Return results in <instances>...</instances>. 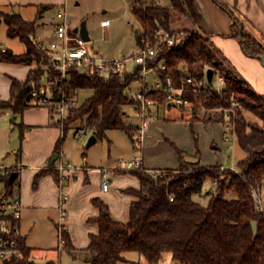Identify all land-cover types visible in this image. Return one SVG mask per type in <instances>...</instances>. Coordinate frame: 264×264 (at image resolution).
I'll return each instance as SVG.
<instances>
[{
	"label": "trees",
	"instance_id": "1",
	"mask_svg": "<svg viewBox=\"0 0 264 264\" xmlns=\"http://www.w3.org/2000/svg\"><path fill=\"white\" fill-rule=\"evenodd\" d=\"M170 2L171 5L166 7L156 0L132 1L130 11L140 25L135 31L138 50L154 44L160 30H170V25L184 15L180 0ZM50 8L44 7L39 16ZM1 16L7 25L8 36L18 37L27 50L19 55L0 51V60L32 66L25 79H10V97L7 101L0 100L1 108H8L15 116H20L27 108L39 106L32 102V93L41 88L44 76L54 73L50 57L35 42L36 21H25L19 14L12 13L0 15V22ZM232 28L234 36L241 37L247 54L264 56V47L244 30L241 22L237 21ZM186 32V37L176 45L157 48L156 61H164L167 66L160 76L163 80L171 77L176 86L181 84L184 75L193 77L199 90L193 91L194 85H187L189 90L184 93L193 118L200 108L230 110L233 132L244 153L237 163V172L221 169V165L200 167L183 160L179 169H165V173L157 176L140 169L129 171L140 182L138 191H129L137 197L131 203L129 221L126 224L114 221L107 206L99 199H93V204L100 209L96 219L99 233L91 236L89 245L79 256L68 233L63 231L64 250L74 258L80 257L89 264H118L125 260V252H137L149 264H157L163 253L169 252L178 264H264V216L254 211L251 196V190L261 187L264 182V99L227 64L207 37L195 30ZM33 63L37 66L33 67ZM208 69L222 75L224 87L216 89L208 83ZM139 81L138 67L132 71L127 68L122 73L111 72L107 76L87 75L72 68L69 85L62 90L66 94L77 90L92 91L73 111L72 118L83 121L92 130V136L103 139L107 131L121 130L133 140V127L126 121L125 108L134 107L131 86ZM150 96L164 103L162 94ZM238 105L262 123L247 121ZM49 113L51 115L50 109ZM51 125L62 132L55 146L58 154L69 127H60L53 122ZM19 127L21 132L27 128L20 123ZM178 154L181 159L184 157L181 151ZM39 177L40 174L35 176L34 185ZM207 180L216 183V189L208 203L202 205L194 196L202 193ZM13 183L7 184L9 192H12ZM228 193L234 196L226 198ZM252 221L257 222L256 235L252 231ZM19 246L24 258L2 264H41L30 257L33 249L25 245L23 238L19 240ZM42 264L57 263L50 260Z\"/></svg>",
	"mask_w": 264,
	"mask_h": 264
},
{
	"label": "crops",
	"instance_id": "2",
	"mask_svg": "<svg viewBox=\"0 0 264 264\" xmlns=\"http://www.w3.org/2000/svg\"><path fill=\"white\" fill-rule=\"evenodd\" d=\"M67 1L0 0V10L11 8L25 21H40V25L44 27L43 33H46L47 24L43 21L46 15L59 6H66ZM180 1L184 8V15L170 25V30H195L203 34L211 41L214 48L221 54L227 64L253 91L264 99V64L261 62L259 56L254 57L245 52L242 41H240L239 37L234 36L232 28L233 24L237 21L241 22L244 30L264 47V0ZM170 5L171 2L169 0L166 7ZM47 6L51 8L45 9L39 16V12ZM29 10L35 14L33 18L27 14ZM37 16H39L38 19ZM56 22V19L54 20L53 18L50 23L51 40L54 38L53 32ZM109 26L110 24L106 27H101L106 29ZM0 27H2V30H0V51H9L15 55L25 53L27 50L26 45L18 37L8 36L7 25L3 19L0 22ZM42 36L44 37V34ZM30 68L32 66L0 60V100L7 101L10 97V79H25ZM155 78V75L150 74L148 82L151 83ZM187 107H176L167 103L156 107L157 119L152 124L146 126L145 133L156 130V125L162 126L164 129L166 125L170 124L169 121L184 124L191 130L196 124H205L206 126H213L215 124L219 126L221 132L223 131V135L226 133L224 124L221 121L208 122V120L190 119V114L186 110ZM174 111L179 113H175ZM3 115H5V120H3V123L0 122V126L3 125V130L0 132L2 139L0 162L6 163L11 154H14L15 164L13 166L19 167V169L17 170L18 176L15 183H13L12 191L18 194L22 203V238L26 246L35 250L36 248L28 240L33 242L32 235L41 218L46 219L52 233L55 234L54 231H56L58 236L56 217H58L59 172L49 167V164L52 157L57 154L55 153V146L62 132L59 127L51 125L52 120L49 109L44 106L29 107L20 116H15L8 108L0 107V118ZM128 117L129 115L127 114ZM11 118L12 120H10ZM19 123L27 128L22 132L20 131L22 141L19 143L17 149V139L13 143L10 140V129L12 128L13 131L19 128L21 130ZM233 138L235 139L234 143L236 142L235 144L233 143V148H239L236 137ZM165 140L172 146L170 138H165ZM146 143H149L147 134L144 140L143 162L145 168L148 170H177L181 165V160L198 164L200 167L227 166L220 162L219 158L213 161L214 165H212L213 162L207 164L210 162H205L207 158H203L199 151L180 149L179 147L177 148L180 150L177 149L176 151L173 146L169 147L167 143L149 148L146 153ZM213 143L215 144L213 149L221 154L219 146L215 141ZM162 147L167 150L168 157L161 155L160 150ZM153 151H155V156L152 153ZM178 151H181L183 155L196 157L197 161L189 162L184 157L181 159ZM149 152L151 153L150 155H148ZM65 162L67 161L65 160ZM118 166L109 169L110 172L107 174L109 189L106 192L101 190L100 180L102 176L94 170L96 169L95 167L92 168L86 164L82 168L69 169L65 172L67 179L62 182V189L69 195V204L67 205L68 218L65 230L78 256L89 245L91 236L99 233V224L96 219L100 215V209L93 204V199H99L107 206L109 215L114 221L124 224L129 221L131 203L137 200V197L129 191H138L140 189V182L136 176L132 175L129 171L119 169ZM38 174H40V177L34 185L35 176ZM52 250L57 252L59 248H53ZM66 253L74 261L89 264L80 257L74 258L67 251ZM123 257L125 260L118 264H149L144 256L137 252H125ZM50 260L55 261L54 259H44L39 263L42 264ZM157 264L178 263L173 261L171 253L165 252Z\"/></svg>",
	"mask_w": 264,
	"mask_h": 264
},
{
	"label": "rangeland",
	"instance_id": "3",
	"mask_svg": "<svg viewBox=\"0 0 264 264\" xmlns=\"http://www.w3.org/2000/svg\"><path fill=\"white\" fill-rule=\"evenodd\" d=\"M132 1L133 0H68L66 4V11L73 28L78 27L82 22H85L90 39L87 43L90 50L104 55L107 59H123L135 54L138 50L135 31L140 29V25L130 11V4ZM156 1L162 6H168L169 3V0ZM12 13H16V11L11 8L0 10V15ZM27 14L32 18L35 16L31 10H29ZM1 18H3V16H1ZM53 18L54 20L56 18V9L50 11L46 15L45 20H43L47 24L46 33H43L44 27L40 25V21L35 22L36 35L34 39L37 47L46 55H48L46 46L51 41L50 23ZM104 19H108L110 21V26L106 29L101 27V21ZM0 30H2V27H0ZM43 34L44 37L42 36ZM36 66L37 64L33 63V67ZM128 69L132 71L134 67L131 64H128ZM44 70L46 73H50L48 68H44ZM52 72L54 75L49 74L50 77L55 76V78L58 79V76H56L57 74L54 71ZM47 77L48 76H44L42 81L45 82ZM212 85L216 89H221L216 80L212 81ZM139 87V83L135 82L132 84L131 89L134 92L138 90ZM52 90L57 92L49 96L50 98L45 101V105L50 109L51 120L53 123L69 127L60 150L68 163L76 168H82L87 164L92 168L95 167L109 170L118 166V163L121 161H130L134 159L136 155L134 142L124 131L121 130H109L106 132L105 138L97 139L93 145L87 147V142L92 136V130L88 128L83 121H75L72 120V118L74 115L73 111L82 105L83 100L89 97L92 94V91L77 90L64 95L65 99L68 101H75L76 104L72 106L70 111L65 113L64 116H60L58 115V105L56 102L57 99L62 96L61 92L63 90L61 87H58V85H55ZM238 108L241 110L247 121L257 122L259 124L262 123L261 120L248 110L244 109L240 105H238ZM186 110H188L190 119H192L194 115L192 114L190 105ZM174 112L179 113L177 111ZM133 113V106H127L126 114H128L129 117L126 121L131 124L132 127L138 124V121L133 117ZM228 113H230V110ZM223 115L224 111L222 110L207 111L200 108L195 117L199 120H208L211 118V122L221 121L226 126L227 122H225ZM3 120H5V115L0 118V122L3 123ZM10 120H12V118ZM169 123L170 124L166 125L164 129L162 126L156 125V130L146 133L147 138L149 139V143H146V153L149 148L167 143L165 138H170L171 144L176 151L179 148L199 151L203 158H207L205 162H210L207 164H211L214 160L219 158L220 162L227 165L226 167L234 165V168L237 169V161L244 157V153L240 150V148H233L236 143H234V136H231L226 131L223 135V131L221 132L218 125L214 124L213 126H206L205 124H196L194 125L192 131L184 124L177 123L176 121H169ZM83 128H86L87 131L90 132L78 136L75 132L78 133V131ZM2 130L3 125L0 126V132ZM18 130L16 129L12 131V128L10 129V140L13 143L14 140L17 139V149L19 147V143L22 141L20 130ZM227 137L228 139H226ZM214 141L219 146L221 154L213 149V146L215 145L213 143ZM1 144L2 139L0 136V145ZM168 146L172 147L169 144ZM152 153L155 156V151ZM160 153L164 157L169 156L167 150L163 147L161 148ZM150 154L151 153L149 152L148 155ZM186 157L191 156L184 155V159ZM14 159V154H11L10 158L6 160V164L13 166L15 164ZM214 164L215 163L213 162L212 165ZM165 172L166 170H154V172L145 173L157 176ZM215 189L216 184L207 180L204 184L202 193L200 195H195L194 199L199 201L202 205H206L211 195L214 194ZM262 190L264 191V182L262 184ZM232 196H234L233 193H228L225 197L230 198ZM57 218L58 217H56V222ZM54 232L55 234L52 233L46 219L41 218V221L37 223L35 232L32 235L33 242L28 240V242L36 248L31 253V257H33L38 263L44 259H54L57 264H86L84 262L72 260L63 248H60L57 252L52 250L53 248H57L59 246V237L57 236L56 231ZM0 264H2L1 260Z\"/></svg>",
	"mask_w": 264,
	"mask_h": 264
},
{
	"label": "built area",
	"instance_id": "4",
	"mask_svg": "<svg viewBox=\"0 0 264 264\" xmlns=\"http://www.w3.org/2000/svg\"><path fill=\"white\" fill-rule=\"evenodd\" d=\"M56 23L54 26L53 39L47 44L46 51L50 57L52 70L57 74L55 76H48L43 82L41 88L35 90L32 102L35 105L46 106L45 101L50 98L53 93L52 88L55 85L60 87H67L69 85V71L76 68L80 73L91 74L96 73L101 76H107L111 72L122 73L131 64L134 68H139L140 87L133 92L135 100L134 104V118L138 124L133 127V142L136 150L134 159L130 161L119 162L118 168L125 171L140 169L146 172H154L148 170L143 162L144 140L146 136V126L155 122L157 119L156 107L163 103L152 98L151 94H162L164 103L171 104L176 107H187L190 102L184 97V93L188 91L187 85H194L193 91H198L200 86L195 83L190 75H184L179 86L174 85L171 77L167 76L163 80L160 72L166 71L167 66L164 61H156L159 46H166L170 48L187 35L186 31L160 30L156 36V42L149 44L146 47L138 50L135 54L125 57L123 59H107L104 55L96 51L90 50L88 42L84 41L79 32H75L68 20L66 6H59L56 9ZM110 24L108 19L101 21V26L106 27ZM206 72V70H205ZM153 74L156 78L149 83V75ZM216 80L219 87H224V79L219 72H215L213 81ZM63 83V84H62ZM196 87V88H195ZM62 96L57 99L58 115L64 116L70 111V108L76 104L75 101H68L65 99L66 93L61 92ZM235 104H233L234 106ZM47 107V106H46ZM48 108V107H47ZM49 109V108H48ZM229 109L224 110L223 118L227 122L225 131L231 136L235 137L233 127L230 122ZM62 127L60 124H57ZM230 131V132H229ZM86 128L77 132L78 136L86 134ZM228 139V137L226 138ZM58 158L54 165L49 167L59 172V197L57 202L58 218L57 231L59 236L58 248H64L65 241L63 238V231L66 227L68 218L67 204L69 195L62 189V182L67 179L65 172L69 169H77L70 163L65 162V158L61 151L57 154ZM230 168L237 172L233 166H221V169ZM19 169L16 166H9L5 162H0V260L2 262L12 259H23L24 253L19 246V240L22 238L21 232V214L22 203L18 194L13 191L9 192L8 182L12 172ZM95 171L101 174L100 187L103 192L109 189V180L107 174L109 170L96 168ZM216 184V183H215ZM253 199L254 211L257 214L264 216V191L262 186L251 190ZM31 257V255H30ZM33 258V257H31Z\"/></svg>",
	"mask_w": 264,
	"mask_h": 264
},
{
	"label": "water",
	"instance_id": "5",
	"mask_svg": "<svg viewBox=\"0 0 264 264\" xmlns=\"http://www.w3.org/2000/svg\"><path fill=\"white\" fill-rule=\"evenodd\" d=\"M74 31L77 33L79 32L81 38L88 42L90 39H89V35H88V31L86 29V26H85V22H82L79 27L75 28ZM239 39L240 41H242L241 37L239 36ZM260 59H261V62L264 64V56H259ZM213 76H214V71L212 69H208L207 70V80H208V83L211 84L212 81H213ZM97 138L95 136H91L87 142V147H90L91 145H93L95 142H96ZM58 158V155H54L50 161V166L57 160ZM186 161H189V162H196L197 161V158H193V157H186L185 158ZM17 176H18V172L14 171L11 173L10 175V178H9V183L12 184L16 179H17ZM251 226H252V231H253V234L256 235L257 233V222L256 221H252L251 222Z\"/></svg>",
	"mask_w": 264,
	"mask_h": 264
}]
</instances>
